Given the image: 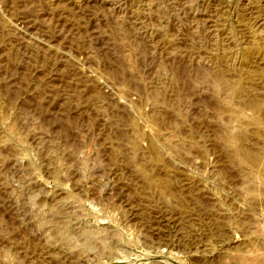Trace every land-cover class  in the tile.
Segmentation results:
<instances>
[{
    "label": "rangeland",
    "instance_id": "obj_1",
    "mask_svg": "<svg viewBox=\"0 0 264 264\" xmlns=\"http://www.w3.org/2000/svg\"><path fill=\"white\" fill-rule=\"evenodd\" d=\"M254 98L264 0H0V264H264Z\"/></svg>",
    "mask_w": 264,
    "mask_h": 264
},
{
    "label": "bare ground",
    "instance_id": "obj_2",
    "mask_svg": "<svg viewBox=\"0 0 264 264\" xmlns=\"http://www.w3.org/2000/svg\"><path fill=\"white\" fill-rule=\"evenodd\" d=\"M247 28H249V27H247ZM216 46H217V44H216ZM262 46L263 45H261V41H259V40L254 41V43L251 45L250 48L244 50L241 53V55H240L241 63L245 67H243V69H242L243 72H240L241 74H239L240 76L238 77L239 81L237 80L238 81L237 84H235L233 82H230V84H229V83L225 82L224 80H222V81H218L217 88L220 90H224V91L230 90L231 92L234 93V96L237 98L242 97L243 94H245L247 91L253 89V86L249 85L250 86L249 87L247 85L248 87H245L246 85H243V84H244L245 80H252V82H253V80L259 79L260 75H262V74H260L259 70H255V68L253 69V66L252 67L248 66L249 63H252L253 58L262 56ZM223 51H225V50H223ZM242 80L244 81L243 83H242ZM256 81H255V83H256ZM153 98H154V100H156L158 98V93H154ZM243 98H245V97H243ZM242 105H243L242 106L243 108L241 107L240 111H243L244 109L247 108L253 112V116L250 120L251 123L253 125L260 124L261 121L264 119V100L263 99H256V98L244 100ZM240 114H241V112H240ZM236 133L233 131L228 132V135L226 136V140H225L226 144H227L226 146H228V148L231 149V156L239 163L256 164L258 161V154L255 151L246 147V143L248 141L247 135L245 133L244 134L243 133H241V134L237 133L236 134ZM153 151H155V155H157L156 148L153 147ZM153 160L155 162L156 159L153 158ZM135 168L138 171V174L141 176L140 178L143 179V183H145V186L155 193L156 197L159 199L158 201L163 202L167 199V197H169L171 195L169 192V188H168V182L166 180L159 179L158 177L152 175L151 173H148V168H147L146 164L138 163L135 165ZM263 183H264V179H263ZM58 232L59 231H57L55 234L60 237L61 233L59 234Z\"/></svg>",
    "mask_w": 264,
    "mask_h": 264
}]
</instances>
